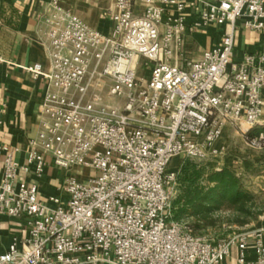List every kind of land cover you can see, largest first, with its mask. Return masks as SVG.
Returning a JSON list of instances; mask_svg holds the SVG:
<instances>
[{
  "label": "built area",
  "instance_id": "built-area-1",
  "mask_svg": "<svg viewBox=\"0 0 264 264\" xmlns=\"http://www.w3.org/2000/svg\"><path fill=\"white\" fill-rule=\"evenodd\" d=\"M108 17L102 32L48 2V67H25L44 83L38 131L22 162L2 148L0 214L25 216L26 233L0 264H224L232 247L237 264H264V223L210 240L172 218L170 167L236 163L226 126L264 150L250 134L264 127V51L233 56L238 21L264 29V0H114ZM211 25L219 43L194 57L186 36ZM49 164L61 194L41 200Z\"/></svg>",
  "mask_w": 264,
  "mask_h": 264
},
{
  "label": "crops",
  "instance_id": "crops-1",
  "mask_svg": "<svg viewBox=\"0 0 264 264\" xmlns=\"http://www.w3.org/2000/svg\"><path fill=\"white\" fill-rule=\"evenodd\" d=\"M215 1V0H209ZM49 0H0V172L5 151L13 153L14 159L22 162L26 156L28 141L36 136V114L44 92L41 77L34 78L25 67L40 64L48 67V38L42 18ZM87 25L102 31L109 30V12L114 9V0H60ZM186 21L198 18L197 11L190 9ZM222 27L211 25L199 28L186 36L185 50L198 56L203 50L217 45ZM264 51V29L252 30L243 27L240 21L234 33L233 56L239 59L245 53ZM226 126V133L236 132ZM251 158L250 160H252ZM183 157L176 156L173 168H179ZM248 163L249 158H243ZM171 162V163H172ZM61 173L49 164L39 180V198L60 195ZM26 217H9L0 214V254L4 253L12 238L25 236ZM232 253L224 264L236 263Z\"/></svg>",
  "mask_w": 264,
  "mask_h": 264
},
{
  "label": "rangeland",
  "instance_id": "rangeland-1",
  "mask_svg": "<svg viewBox=\"0 0 264 264\" xmlns=\"http://www.w3.org/2000/svg\"><path fill=\"white\" fill-rule=\"evenodd\" d=\"M234 129L236 132L232 130L231 134L224 132L223 141L232 151L229 153L230 157H236L238 161L231 164L227 161L222 163V160L218 159L209 160L211 164H205V173L199 180V185L202 187L212 186L213 183L208 182L207 177L211 172L224 168L229 169L240 180V199L236 203L224 201L219 207L210 211L206 221L197 223L199 224V227H196L197 234L210 240L264 223V150L248 148L243 135L238 129ZM243 158H249L247 164ZM251 158L253 159L250 160ZM239 159H241L240 163ZM171 164H175V162ZM170 167L173 168V165ZM91 173L95 174L96 172L92 170ZM179 192L178 184L176 185L175 182L172 202ZM180 221L186 222L190 226L197 222L189 216L183 217ZM234 249L235 247H232L231 250L233 257H235Z\"/></svg>",
  "mask_w": 264,
  "mask_h": 264
},
{
  "label": "trees",
  "instance_id": "trees-1",
  "mask_svg": "<svg viewBox=\"0 0 264 264\" xmlns=\"http://www.w3.org/2000/svg\"><path fill=\"white\" fill-rule=\"evenodd\" d=\"M260 130L264 132V127L253 128L250 134L253 135ZM205 164L211 162L183 159L176 179L180 192L171 205L174 220L180 221L183 217L189 216L197 221L191 226L195 234L196 227H199L197 223L206 221L211 210L219 207L224 201L236 203L241 197L240 180L227 168L211 172L207 181L213 183L212 186L205 188L199 185V180L205 173Z\"/></svg>",
  "mask_w": 264,
  "mask_h": 264
}]
</instances>
